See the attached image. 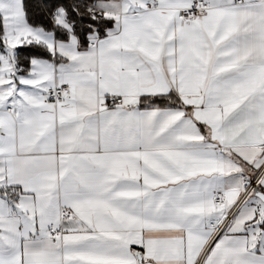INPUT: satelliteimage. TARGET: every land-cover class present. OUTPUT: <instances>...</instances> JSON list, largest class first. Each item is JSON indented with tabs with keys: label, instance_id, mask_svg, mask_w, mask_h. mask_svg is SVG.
Returning a JSON list of instances; mask_svg holds the SVG:
<instances>
[{
	"label": "snow or ice",
	"instance_id": "6c2138e0",
	"mask_svg": "<svg viewBox=\"0 0 264 264\" xmlns=\"http://www.w3.org/2000/svg\"><path fill=\"white\" fill-rule=\"evenodd\" d=\"M0 264H264V0H0Z\"/></svg>",
	"mask_w": 264,
	"mask_h": 264
}]
</instances>
